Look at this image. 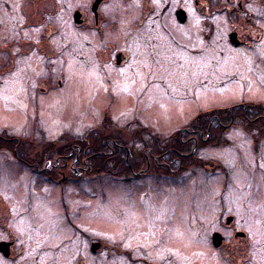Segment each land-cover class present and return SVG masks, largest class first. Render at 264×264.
I'll list each match as a JSON object with an SVG mask.
<instances>
[{"label": "rangeland", "instance_id": "rangeland-1", "mask_svg": "<svg viewBox=\"0 0 264 264\" xmlns=\"http://www.w3.org/2000/svg\"><path fill=\"white\" fill-rule=\"evenodd\" d=\"M8 1L11 2L12 9L5 8L0 13V42L17 38V28L26 18L21 15L20 8L14 5H19L20 0ZM34 1L40 4L38 7L52 9L50 0ZM84 1L69 0L68 31H63L56 40L60 49L66 44L67 61L65 64L58 62L54 73L63 66L61 70L64 69L68 75L59 72L49 75L42 82L41 79L48 75L46 61L40 54L34 53L29 58L21 57L16 74L4 78L2 75L6 59L0 57V146L4 148L0 154V201H10L12 215L8 220L9 211L5 205L0 204V241L14 239L17 235L18 242L21 241V245L24 243L27 249L25 254L14 260L2 256L0 260L6 264H77L80 258L78 252L83 250L82 256L87 259V264H129L124 258L110 259L108 254L90 257L87 240L75 233L64 219L57 189L62 191L60 194L64 201L66 187L51 189L44 183H35L36 179L25 170L29 169L28 165L18 161L8 162L7 158L11 156L14 148L19 147V155L29 159L31 153L48 152L52 147L63 144H82L87 142L85 139L118 137L121 134L117 128H128L132 123L129 132L133 136L130 133L128 136H144L145 145L152 149L147 152L154 150L157 153L158 144L152 139L159 137L164 143H159L158 148L162 149L159 151L173 153L168 147H176L174 141H179L181 132L194 128L192 125L202 114L204 117L207 114V118L211 117L216 121L225 112L241 111L245 106L250 111L247 124H251V128L247 125L240 129L234 128L229 134L234 141L230 146L202 149L199 154L203 158L227 161L231 170H237L233 191L227 199L228 213L234 215L241 232L251 234V244L255 243L250 248V259L246 263L264 264V201L255 197L257 191L264 190V169L259 167L260 163H264L261 159L264 138L255 146L251 134L255 130L256 134L254 132L253 136L264 133V0H256V26L261 30L256 37H261L256 39L255 53L246 50L233 53L235 51L228 48L225 41L220 40L227 29L222 17L213 20L219 27L218 36L216 34L206 43L209 47L202 55L194 56L186 48L176 46L158 25L149 28L154 31L153 34H142V40H138V47L135 48V57H140L142 61L136 60L134 70L146 62L148 66L151 65V53L157 50L152 51L147 44L152 38L157 44L162 43L158 51L168 60L166 65L162 64V69H158L159 73L145 76L148 87L144 93L146 97L149 96L145 101L149 104L144 113L132 110V94L129 95L132 97L129 100L131 107L127 104L128 107H115L112 108L113 111L105 108L108 104V97L104 93L105 82L99 85L97 73L98 76L95 75L98 78L93 76V80L87 76L86 66L89 64L94 69L93 73L98 71L96 52L103 44L98 42L94 34L82 33L76 28L74 11L80 9L81 3L86 5ZM169 1L173 4V9L186 6L194 17L187 30L177 27L173 22H166L178 42L185 43L190 49L204 50V41L195 38L203 23L194 14L193 0H164V3ZM214 2L215 0L212 7L218 4ZM115 5L121 11L123 9V14L120 13L121 16L117 19L121 26L118 36L110 39L120 42L121 46H128L125 43L130 42L128 30L135 26L139 13L133 10L134 5L130 7L120 2ZM112 8L109 7L107 12L113 16L116 12ZM130 8L133 18L125 19L124 13ZM31 9L34 13V6ZM34 14V21L38 24L41 12ZM58 23L65 28L63 20H58ZM204 24L211 23L205 21ZM41 30L42 28L33 29L30 32L39 39L38 33ZM140 50L146 54L140 56L137 53ZM1 53L0 48V55ZM33 60L35 63H29ZM143 70L142 68L141 71ZM132 71H126L124 77L133 83L139 82L136 75H131ZM101 78L103 79L102 76ZM60 82L64 84L63 88L60 87ZM38 85L43 86V91L37 97L35 89ZM121 85L124 87L118 80V91L124 90ZM97 94L103 99L99 101ZM134 121H144V124L152 127L147 129L149 132L144 130L143 135L140 128L133 126ZM111 131L115 134H111ZM238 131L242 133L241 138L235 135ZM32 142L36 144L31 145ZM46 142L50 146L45 145ZM103 145L100 147L102 151ZM139 145L141 144L135 147L138 152L141 151ZM165 156V159L171 158ZM104 158H100L101 162ZM208 175L202 169L197 175L186 172L180 180L162 177L159 179L151 175L144 180L132 179L129 185L115 177H100L95 182L88 180L79 183L70 193V200L75 204H86L79 212V218L84 224L87 239L98 237L107 243L125 242L126 246L133 247L135 257H145L156 262L163 260L166 264H195L196 261L203 264H226L223 253L217 251L210 242L211 234L219 229L217 219L220 213L219 191L222 178L209 179ZM216 180L218 186L213 185ZM248 185H251L250 189ZM248 191L254 194L251 206L249 198H237ZM51 205L58 206V216L51 217ZM181 225L182 235H177L176 227ZM64 229L68 231L66 234L62 232ZM169 238V244L162 243H167Z\"/></svg>", "mask_w": 264, "mask_h": 264}, {"label": "flooded vegetation", "instance_id": "flooded-vegetation-1", "mask_svg": "<svg viewBox=\"0 0 264 264\" xmlns=\"http://www.w3.org/2000/svg\"><path fill=\"white\" fill-rule=\"evenodd\" d=\"M7 1L8 0H0V13L3 12L5 8L7 10L12 9L11 2L8 3L9 1ZM33 1L34 0H20L19 5L14 3L15 7L18 6V8H20L21 15L26 18L25 22L17 28V38L7 42H0V48L2 49L0 57L6 59L3 69L4 75H2L4 78L16 74L15 71H17L21 57L29 58L34 53L40 54L46 61L45 68L48 70L46 71L48 75L41 79L42 82L43 80L46 81L49 75H55L59 72L67 74L64 69L61 70L63 66H61V69H58L57 73H54V71L58 62L65 64V61H67L66 44L60 49L58 48L59 46L56 40L59 35H62L63 31L64 33L67 32L64 29L68 26L67 8L69 0H50V7L52 8L50 10L43 9L41 6L38 7L40 4ZM84 2L87 3L84 7L79 6L80 9L74 11V13L78 11L80 14L77 22L75 21L76 28L82 33L89 34L90 32L94 34L98 42L103 44V47H100L96 52L98 71L96 70V72L93 73L94 69H92L93 67H89L91 66L89 64L88 67L86 66V69H88L87 76L90 80H93V76L98 74L100 81L99 85L105 82L106 87L104 93L108 97L106 102L108 104L105 105V108L112 111V108L115 107L119 109H124L128 106L131 107L129 104V100H132V97L129 96L131 94L134 96L131 107L133 111L144 113L145 108L148 107L147 105L149 103L145 101V99L149 97L145 96L148 81L145 76H154L156 72L159 73L158 69H162V64L166 65V61H168L166 57L161 56L162 54L159 53V46L162 43L157 44V41L152 38L149 39L147 44L151 46L150 48L152 51L153 49L157 50L152 53L150 52L153 56L150 57L152 59V61H150L151 65L148 66L146 62L140 66L139 69L134 70L136 60L140 59V57H135V48L138 47V40H142V34L146 32L150 34L154 33V31L149 28H155L158 25L168 34V37L174 41L176 46L186 48V50L194 56L201 53L204 54V52L206 53L209 47L207 46L208 42L219 32V27L213 22L217 17H222L227 24L225 35L221 36L220 40L223 42L225 41L227 47L235 51L233 53L237 51L243 52L244 50L255 53L256 39L261 37V35H257L256 37V34L261 32L260 27L256 26V0H215L214 3L218 4L213 7V0H193L194 14L200 19L201 23H203L200 26L203 30L201 29L199 35L197 36L196 34L195 38L198 37L202 42L204 41V50L190 49L185 43H179L171 28L166 24V22H173L177 27L187 30L194 17L193 13L186 6L181 5L173 9L171 1L165 4L164 0H85ZM116 2L128 4L130 7L134 5V9L133 7L132 9L139 13L134 26L135 28L132 27L130 30L127 28L130 37L129 43H131L129 44L128 41H125L128 46H121L120 42L115 39H110L115 35L118 36V30L121 27L117 19L121 16L120 13L123 14V9L121 11L117 5H115ZM32 6H34V13L41 12V19L38 24L34 21L35 14L31 12ZM109 7H113L114 13L116 12L113 16L109 15L107 12ZM181 11L185 13L184 21H181L178 16V13ZM124 15L125 19H132L133 13L131 12V8L125 11ZM58 20L64 21L65 28L59 25ZM205 21L211 24H204ZM40 28H42V30L39 31V39H37L31 35V30ZM123 38L126 39V37ZM137 53L140 54V56L146 54L143 50ZM7 55H9L8 59ZM61 60H63V62ZM236 60L235 58V62H237ZM140 61H142V59H140ZM166 67L164 69H166ZM142 68L144 69L143 71H141ZM122 69L123 71H121ZM128 70H133L131 75H136L140 81L133 83L130 79L128 80L124 77ZM167 75L169 76L168 72ZM97 76L95 78H98ZM118 80L124 84V87L121 85L124 89L122 91L117 90ZM63 86L64 84L60 82V87L63 88ZM42 88V85L41 87L39 85L36 87L37 97L39 92L43 91ZM96 97L99 98V101L103 99L99 94H97ZM123 97H125V107H122ZM127 104L129 105L127 106ZM249 112L247 107L244 106L241 111L235 110L234 112H225V114H223L222 117H218L216 121L211 117L207 118V114H205L206 117L202 114L201 117L199 116V120L192 125L194 128H191L189 131L185 130L181 132L182 135L179 136V141H174L176 147H168L173 153L164 152L165 150L162 152L159 151L162 150L160 147L158 148L159 143L164 145L159 137L152 139L155 144H158L157 153H154V150L147 152V150L152 149L148 147V145H145L144 136L132 137V133L129 132V129L132 128V123H130L128 128H117L118 132L121 134L118 137L108 136L102 140L99 139L100 141L85 139L87 142H83L82 144H63L62 146L52 147L48 152H41L38 154L31 153V158L29 159L19 155L18 147L14 148L15 151L13 150L11 156L8 157L7 160L8 162L18 161L19 163L28 165L27 167L29 169L25 170L29 172L32 178L36 179L34 182L38 185L44 183L48 187H51V189L66 187L64 190L66 193V200L64 201L60 194L61 190L59 191V189H57L64 219L75 233L82 239L87 240L88 251L91 252L90 257L99 256V254H108L107 257L110 259L124 258L129 264H166V262L163 260L156 262L139 256L135 257L133 247L126 246L125 242L123 244L116 241L107 243L102 238L98 239V237L87 239L83 228L84 224L79 218V212L85 208L86 204L79 202L75 204L73 200H70V193H72L76 186H79V183L88 180H93L95 182L100 177H115L123 180L125 185H129L128 183H130L132 179L144 180L148 179L151 175L159 179L162 177V179L174 178L180 180L182 175L186 172H192L194 175H197L201 169L209 173L207 176L209 179L221 177L222 183L219 191L220 213L217 219L219 229L211 234L210 242L217 251L223 253L226 264H247L246 262L250 259V248L254 243L251 244L252 236L247 232H241L239 224L235 221L234 215L228 213L227 199L231 191H233L234 181L237 179V170H231L229 162L227 161L203 158L200 157L199 153L202 149H221L230 146L234 141L229 134L234 128L240 129V127L244 125H247L249 129L251 128V124L250 126L247 124V122H249L248 120H250ZM143 122L144 121L136 123L134 121L133 126H136L138 129L140 128L141 133L144 135V130L146 131L152 126L147 123L144 124ZM214 123H216V125H214ZM114 131H111V134H115ZM251 132L254 145H259L263 141H261V139L264 138V136H262L264 133L260 132V137L253 136L254 132L256 134V130ZM129 133L132 136H128ZM20 143L22 142L20 141ZM35 144L34 142L31 143V145ZM44 144L48 145L47 142ZM138 144H141L139 145L140 152L135 148ZM101 145L104 146L103 151L100 150V147L102 148ZM182 147H184V150ZM2 151H4V148L0 146V154ZM165 155L171 158L165 159ZM102 156L105 157V160L101 162L100 158ZM16 172L18 171L16 170ZM165 172H168V174H165ZM96 183L98 184V182ZM195 188H197V186H195ZM9 202L10 201L6 200H3V202L0 201V204H2V206L5 205L7 211H9L7 215L8 220L12 217ZM89 205H91V203H89ZM57 212H59L58 206H56L54 217L58 216L56 215ZM171 217L170 211V218ZM61 226L63 225L61 224ZM63 228L64 227H62V229ZM169 241H171L170 238L167 239V243H162L169 244ZM2 242H5L7 245L2 247V251L0 250V256L8 260H14V258L20 257L22 254H25L27 250L24 243L21 245V241L18 242L17 235L14 239H2L0 243ZM82 248L83 246H81V249ZM6 253H8V255H6ZM82 255H84L83 250L78 252V257L80 258L77 264L88 263L87 259ZM195 264L203 263L201 261H196Z\"/></svg>", "mask_w": 264, "mask_h": 264}, {"label": "snow or ice", "instance_id": "snow-or-ice-1", "mask_svg": "<svg viewBox=\"0 0 264 264\" xmlns=\"http://www.w3.org/2000/svg\"><path fill=\"white\" fill-rule=\"evenodd\" d=\"M79 6L80 7H84L85 5L83 3H81ZM121 71H123V69ZM261 159L264 160V153L261 154ZM250 163H251V161H250ZM259 167L261 169H264V163H260ZM248 188L250 189L251 188V185H248ZM255 197H259V199L261 201H264V190L257 191V193H255ZM237 198L238 199L249 198V204L251 206V202H252V199L254 198V194L251 191H248V192L242 193ZM0 264H6V262L3 261V260H0Z\"/></svg>", "mask_w": 264, "mask_h": 264}, {"label": "bare ground", "instance_id": "bare-ground-1", "mask_svg": "<svg viewBox=\"0 0 264 264\" xmlns=\"http://www.w3.org/2000/svg\"><path fill=\"white\" fill-rule=\"evenodd\" d=\"M67 14H68V13H67ZM63 19H65V18H63ZM65 30L68 31V26L65 28ZM29 63H35V61L33 60V61H30ZM31 67H32V66H31ZM33 68H34V67H33ZM124 100H125V97L122 98V107H125V106H124V104H125V103H124ZM235 135L241 138L242 133H241L240 131H238V132L235 133ZM239 177H240V175H239ZM239 177H238V179H240ZM217 182H218L217 180H216V182L214 181V182H213V185L216 186ZM55 212H56V207H52V205H51V207H50V214H51V216H53V214H54ZM53 217H54V216H53ZM176 228H177V230H178L177 235H179V234L182 235V232H183L182 225L179 226V228H178V227H176ZM62 232H63L64 234H66L68 231H66V229H64V230H62Z\"/></svg>", "mask_w": 264, "mask_h": 264}, {"label": "water", "instance_id": "water-1", "mask_svg": "<svg viewBox=\"0 0 264 264\" xmlns=\"http://www.w3.org/2000/svg\"><path fill=\"white\" fill-rule=\"evenodd\" d=\"M178 16H179V19L181 20V21H184V19H185V13L183 12V11H181L180 13H178ZM79 17H80V14L79 13H75V21L77 22V20L79 19ZM4 245H7L5 242H2V243H0V250L2 249V247L4 246ZM2 251V250H1ZM5 251V250H4ZM6 255H8V253H6Z\"/></svg>", "mask_w": 264, "mask_h": 264}, {"label": "trees", "instance_id": "trees-1", "mask_svg": "<svg viewBox=\"0 0 264 264\" xmlns=\"http://www.w3.org/2000/svg\"><path fill=\"white\" fill-rule=\"evenodd\" d=\"M165 171V170H164ZM165 174H168V172H165Z\"/></svg>", "mask_w": 264, "mask_h": 264}]
</instances>
